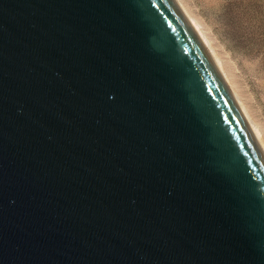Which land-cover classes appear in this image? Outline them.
Returning a JSON list of instances; mask_svg holds the SVG:
<instances>
[{
  "label": "water",
  "instance_id": "obj_1",
  "mask_svg": "<svg viewBox=\"0 0 264 264\" xmlns=\"http://www.w3.org/2000/svg\"><path fill=\"white\" fill-rule=\"evenodd\" d=\"M0 264H264V153L175 0H0Z\"/></svg>",
  "mask_w": 264,
  "mask_h": 264
},
{
  "label": "rangeland",
  "instance_id": "obj_2",
  "mask_svg": "<svg viewBox=\"0 0 264 264\" xmlns=\"http://www.w3.org/2000/svg\"><path fill=\"white\" fill-rule=\"evenodd\" d=\"M221 61L264 143V0H179Z\"/></svg>",
  "mask_w": 264,
  "mask_h": 264
},
{
  "label": "bare ground",
  "instance_id": "obj_3",
  "mask_svg": "<svg viewBox=\"0 0 264 264\" xmlns=\"http://www.w3.org/2000/svg\"><path fill=\"white\" fill-rule=\"evenodd\" d=\"M176 3L178 4V6L181 8V10L183 11V13L185 14V16L187 17V19L189 20L190 24L192 25V27L194 28V30L196 31V33L198 34L199 38L201 39L202 43L204 44L205 48L207 49L208 53L210 54L212 60L214 61L216 67L218 68L219 72L221 73L224 81L226 82L230 92L232 93L236 103L238 104L242 114L244 115L249 127L251 128L259 146L261 147L263 153H264V143L261 140L260 137V133L256 127V125L252 122V120L249 119L248 117V113L246 111L245 106L239 102L237 95L235 94L233 88L231 87L230 82L226 79L225 75V69L224 66L222 65L221 61H219V59L216 57V55L213 53L212 48L209 44V42L206 40V38L204 37V35L201 33L198 25L196 24V22L194 21V19L191 17V15L188 13L186 7L183 5V3H181L179 0H175Z\"/></svg>",
  "mask_w": 264,
  "mask_h": 264
}]
</instances>
